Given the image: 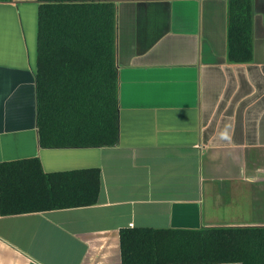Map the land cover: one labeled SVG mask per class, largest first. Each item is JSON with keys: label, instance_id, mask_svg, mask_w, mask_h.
Returning a JSON list of instances; mask_svg holds the SVG:
<instances>
[{"label": "crops", "instance_id": "1", "mask_svg": "<svg viewBox=\"0 0 264 264\" xmlns=\"http://www.w3.org/2000/svg\"><path fill=\"white\" fill-rule=\"evenodd\" d=\"M231 1L118 2V143L53 149L37 125L39 2H0V163L101 172L96 205L0 214V264H122L126 228L264 227V0L242 64Z\"/></svg>", "mask_w": 264, "mask_h": 264}, {"label": "trees", "instance_id": "2", "mask_svg": "<svg viewBox=\"0 0 264 264\" xmlns=\"http://www.w3.org/2000/svg\"><path fill=\"white\" fill-rule=\"evenodd\" d=\"M9 0H0L5 2ZM121 1L38 0L37 125L41 148L118 143L116 11ZM251 1L232 0L230 60L252 59ZM100 169L46 173L39 158L0 163V214L96 205ZM122 264H264V227L126 228Z\"/></svg>", "mask_w": 264, "mask_h": 264}, {"label": "water", "instance_id": "3", "mask_svg": "<svg viewBox=\"0 0 264 264\" xmlns=\"http://www.w3.org/2000/svg\"><path fill=\"white\" fill-rule=\"evenodd\" d=\"M129 2H131V1H129Z\"/></svg>", "mask_w": 264, "mask_h": 264}]
</instances>
